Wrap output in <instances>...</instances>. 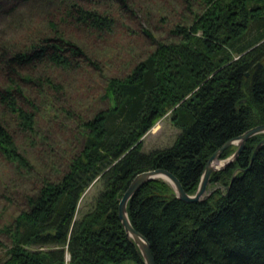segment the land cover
Segmentation results:
<instances>
[{
    "label": "trees",
    "instance_id": "trees-1",
    "mask_svg": "<svg viewBox=\"0 0 264 264\" xmlns=\"http://www.w3.org/2000/svg\"><path fill=\"white\" fill-rule=\"evenodd\" d=\"M199 2L201 10L189 22L172 25V37L155 38L125 72L107 77L103 93L111 102L91 114L74 113L50 100L61 84L46 74L19 75L31 80L36 98L45 101L44 114L35 95L23 96L28 105L16 100L13 90L20 85L8 70L18 74V67L37 61L70 66L78 60L81 46L62 34L57 21L49 19L51 34L0 51V101L18 129L35 134V114L45 117L52 109V125L63 120L61 115L73 119L70 130L77 142L68 139L63 167L36 179L24 191V205L1 226L8 241L0 264H121L125 257L144 264L117 214L118 198L131 176L164 166L193 192L211 151L225 138L264 121V0ZM55 3L59 19L91 28L108 26L105 14L80 0ZM167 109L179 127L174 138L142 149L140 135ZM263 135L250 134L232 160L209 172L208 180L224 183L222 190L184 200L169 181L154 176L132 192L126 201L128 218L147 238L155 264H264V140L250 158ZM231 148L232 143L225 145L218 156ZM0 152L21 170L31 167L2 116ZM94 180L100 187L91 204L75 215L79 197Z\"/></svg>",
    "mask_w": 264,
    "mask_h": 264
},
{
    "label": "rangeland",
    "instance_id": "rangeland-1",
    "mask_svg": "<svg viewBox=\"0 0 264 264\" xmlns=\"http://www.w3.org/2000/svg\"><path fill=\"white\" fill-rule=\"evenodd\" d=\"M80 1L84 6L105 14L108 26L91 28L59 19L56 16L55 0H0V51L24 47L44 33L51 34L49 19L57 21L59 29L63 31L62 34L78 43L82 49L78 60L70 66L56 65L47 60L20 66L18 74L16 70L15 72L8 70V75L14 77L16 83L20 85L21 93L19 89L13 90L17 102L28 105L23 96L33 98L32 96L37 93L32 81L24 80L19 75L46 74L51 81L61 84L57 96L51 93L50 100L54 99L61 107L66 106L74 113L78 110L91 114L97 108L111 102L107 97L110 95L106 96L103 93L109 75L125 72L137 58L142 57L153 46L155 38L172 37L171 27L176 21L189 22L193 12L201 10L199 0ZM144 29L149 30L150 34ZM1 57L0 67L3 69ZM3 84L2 78L0 85ZM35 100L39 105L37 107L41 109L40 114H44L42 106L46 104L45 101L43 102L40 96L36 98V95ZM45 112V117L35 114L37 131L35 134H27L18 129L11 111L0 101V116L8 122L16 144L32 163L29 169L21 170L13 160L0 152V228L24 205V191H29L36 179L41 175L50 174L54 167H58L57 169L63 167L69 149L68 139L70 138L72 144L77 143L70 130L74 125L73 119L58 113L63 120L52 125L50 116L55 111L49 109ZM178 129L179 127L171 120L170 109H167L156 116L140 135L141 148L147 150L170 143ZM232 144L233 148L225 156L220 157L217 164H221L225 157L230 155L236 146L234 142ZM223 186V182L212 179L208 180L205 190L209 192L214 188L222 190ZM99 187L100 181L94 180L84 189L78 199L75 215L80 214L91 204ZM7 241V234L0 229V255ZM106 264L115 263L108 261ZM121 264L138 262L125 257L121 259Z\"/></svg>",
    "mask_w": 264,
    "mask_h": 264
},
{
    "label": "water",
    "instance_id": "water-1",
    "mask_svg": "<svg viewBox=\"0 0 264 264\" xmlns=\"http://www.w3.org/2000/svg\"><path fill=\"white\" fill-rule=\"evenodd\" d=\"M260 65V61L256 63V66ZM246 73V71H245ZM257 131H264V121H260L254 124L249 125L248 127L244 128L242 131L238 132L235 135L229 136L225 138L223 141H221L212 151L211 153L207 156L205 163L203 165L202 172L200 173L199 180L197 182V185L195 187V190L193 192H188L186 191L183 187L181 182L179 181L178 177L169 169H167L164 166H154V167H149L145 169H141L136 171L127 184L125 185L124 189L122 190L118 201H117V214L119 217V220L121 221L124 230L126 233L134 240L136 243L138 249L140 250L142 260L144 264H155L153 255L151 253L150 247H149V242L145 235L140 232L138 229H136L130 222L126 210V201L128 197L132 194V192L145 180L154 177V176H161L166 178L173 187V192L180 197L181 199L184 200H192V199H197L201 198L203 196H206L208 194V191H205L206 189V184L208 182V176L209 172L212 169L218 168L232 160L237 152L240 150L242 147L244 140L252 133L257 132ZM264 140V135L261 136L255 143L250 158L252 157V154L258 144ZM235 143L236 146L232 150L229 156L225 157L224 161L220 164H217V160L220 158L219 152L221 149L229 144V143ZM232 177V174L230 176V179Z\"/></svg>",
    "mask_w": 264,
    "mask_h": 264
},
{
    "label": "bare ground",
    "instance_id": "bare-ground-1",
    "mask_svg": "<svg viewBox=\"0 0 264 264\" xmlns=\"http://www.w3.org/2000/svg\"><path fill=\"white\" fill-rule=\"evenodd\" d=\"M215 163H217V162H215ZM224 165H225V164H224ZM224 165H223V166H224ZM221 167H222V166H221ZM207 183H208V182H207ZM206 185H207V184H206ZM205 191H206V190H205ZM208 193H209V191H208ZM203 197H204V196H203Z\"/></svg>",
    "mask_w": 264,
    "mask_h": 264
}]
</instances>
